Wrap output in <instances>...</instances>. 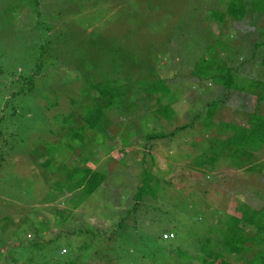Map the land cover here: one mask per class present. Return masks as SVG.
I'll return each mask as SVG.
<instances>
[{
	"label": "rangeland",
	"instance_id": "obj_1",
	"mask_svg": "<svg viewBox=\"0 0 264 264\" xmlns=\"http://www.w3.org/2000/svg\"><path fill=\"white\" fill-rule=\"evenodd\" d=\"M253 1L255 26L205 18L226 0H0V264H87L101 251L110 264H199L202 241L239 217L235 208L258 206L242 192L262 190L264 169L254 179L220 158L233 131L203 128L211 103L224 105L215 126L264 115V101L255 110L236 91L264 78V3ZM202 56L233 72L236 92L190 77ZM106 78L124 86L118 108L96 102L91 84ZM98 110L105 133L84 134ZM151 132L165 137L147 140ZM254 155L264 166V148ZM84 169L103 178L90 195L73 184ZM143 169L152 179L139 200Z\"/></svg>",
	"mask_w": 264,
	"mask_h": 264
},
{
	"label": "trees",
	"instance_id": "obj_2",
	"mask_svg": "<svg viewBox=\"0 0 264 264\" xmlns=\"http://www.w3.org/2000/svg\"><path fill=\"white\" fill-rule=\"evenodd\" d=\"M260 2L264 3V0ZM37 3V2H36ZM254 4L253 0H226V4L224 5V12H220L217 10H210L209 14L206 15L205 18L217 22L219 25H222L225 18L228 16L235 22L240 21H247L250 25L255 26L261 16H259L255 11L252 9V5ZM212 7H215L212 4ZM215 9V8H214ZM193 19V18H192ZM192 22V21H191ZM262 35V34H261ZM264 36V33H263ZM191 40V39H190ZM208 41V40H207ZM218 46H222L220 41L217 42ZM214 51V46L210 47ZM209 49V48H208ZM43 51V50H42ZM208 53V52H207ZM214 54V53H213ZM213 56V55H212ZM211 60L212 57L205 58L202 56L192 67L190 72V77L194 79L200 78H207L210 80L215 78L218 81V84L221 89H223V93L226 95L229 92H234L233 88L236 89L233 79V72L224 64L223 68H220L219 65H216ZM260 65L264 68V57L260 61ZM37 72L40 70V66L36 65ZM114 77L119 76L123 77L122 73H120L117 69L113 73ZM244 74L242 75V77ZM34 77V76H33ZM249 79V78H248ZM263 79V80H262ZM260 80L254 79L255 81L251 83L248 87L241 86L239 89H236L237 92H240L242 95H246L249 97L250 100L254 101V109L256 110L257 107L255 106H262L264 101V78ZM31 80V79H30ZM27 80L25 84L28 86L29 91L33 86L32 81ZM263 81V82H262ZM32 84V85H31ZM93 91L95 94L99 96L96 102H100L98 105L103 107L104 109L107 108H118V101L119 99H115L116 95L124 89V86H120L117 83V78L115 79H108L106 78L100 82H93L91 84ZM151 89L155 92H159L158 87L155 84H152ZM255 90V96H250L247 91ZM226 91L228 93H226ZM235 91V92H236ZM127 91L126 93H128ZM125 93V94H126ZM115 95L114 97H112ZM9 99V98H8ZM7 99V100H8ZM115 99L116 103L112 102ZM121 100V99H120ZM224 101V100H223ZM225 102V101H224ZM99 106V107H100ZM224 105H217L212 104L206 105V109L204 112V116H206V122L203 126L205 130L209 132L213 127L216 128H223V131H233L232 135L229 136L223 143H224V150H222V154L220 158L226 155L227 159L231 160V165L239 167L244 171H247L252 174L253 178H258L261 170L264 169V166L260 162V164L256 163L254 153L261 151L264 148V115L258 116L256 111L254 113L249 114V120L246 125H236L233 123H228L224 121H219L218 124L214 125V117L216 114V110L221 109ZM162 106H160L161 108ZM240 107H243L240 105ZM158 114H164V109H158ZM166 115L175 114L174 109H170L169 107L166 108ZM172 111V112H171ZM202 111V110H201ZM200 111V112H201ZM98 115L96 114L95 117L91 118H84L83 123L85 125L83 127L77 126V129L84 128V134L86 131H94V132H102L105 133V129H103V124L101 122V118L103 113L101 110H98ZM201 114V113H200ZM166 115H161L166 116ZM168 116V117H169ZM198 116L196 119H198ZM72 120V115L69 117ZM82 122V121H81ZM226 123V124H225ZM235 123V122H234ZM232 124V125H231ZM222 125V126H221ZM231 125V126H229ZM82 126V125H81ZM186 128V126H185ZM183 130L182 127L177 128L175 131ZM76 132H71L73 137H82V134ZM205 134L207 135V133ZM147 140H155V139H162L165 137L163 133H149L147 136ZM207 149V148H206ZM203 156V155H202ZM219 158L218 154L212 155L208 157V160L211 164H214ZM51 159H46L44 163L41 164V167L44 169H48L51 165ZM262 168H260V167ZM260 168V169H258ZM144 171V178L142 179V184L138 188L136 195L137 199H142L145 194H148L150 189V181L152 176L148 173L145 169ZM85 175L82 176V180L79 185L78 182H74L73 184L76 185L77 189H81L86 195H90L93 191H95L103 182V178L101 174L97 171L85 170ZM69 179H72V176H68ZM209 178V177H208ZM238 178H241L238 176ZM235 179V178H234ZM231 179L230 181L234 180ZM70 183V182H69ZM67 183V184H69ZM226 182L222 183L220 181L219 186H223ZM249 187L248 192L245 195L255 197L254 200L257 202L258 206L253 207L251 203H241L239 207L235 208V211L239 214V217L231 216L228 222L226 223L225 229L216 230L212 232V237L209 239H205L202 241L200 253L201 256L198 258L199 264H232L230 259H236L237 261L243 264H264V187L259 192ZM237 193V194H235ZM227 194L230 196H237L241 200L242 195L238 192L229 191ZM244 195V194H243ZM226 198V196H225ZM138 204V201L135 202V206ZM124 220V219H123ZM218 228V226H217ZM97 231L91 233L89 235V245L94 243V238L96 236ZM57 236V235H55ZM29 237V235H27ZM100 239V238H99ZM98 239V241H99ZM105 243H110L109 239H104ZM85 249L87 250V247ZM37 246V244H36ZM62 250V249H61ZM60 250V252H61ZM67 252V251H66ZM108 251L106 252H94L90 259L88 258L87 264H110L108 260ZM97 257V258H96ZM190 259V258H189ZM98 261V262H97ZM77 260L73 258L68 259L64 264H75ZM42 264H47L42 262ZM55 264H61L56 262ZM79 264H85L79 263Z\"/></svg>",
	"mask_w": 264,
	"mask_h": 264
}]
</instances>
